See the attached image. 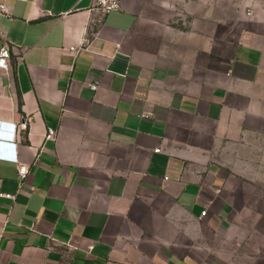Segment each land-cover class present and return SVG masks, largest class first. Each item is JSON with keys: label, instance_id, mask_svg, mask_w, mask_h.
<instances>
[{"label": "crops", "instance_id": "crops-1", "mask_svg": "<svg viewBox=\"0 0 264 264\" xmlns=\"http://www.w3.org/2000/svg\"><path fill=\"white\" fill-rule=\"evenodd\" d=\"M0 7V264H264V0Z\"/></svg>", "mask_w": 264, "mask_h": 264}, {"label": "built area", "instance_id": "built-area-1", "mask_svg": "<svg viewBox=\"0 0 264 264\" xmlns=\"http://www.w3.org/2000/svg\"><path fill=\"white\" fill-rule=\"evenodd\" d=\"M96 7L103 13V14H109L111 12H114L119 8L120 0H94ZM0 10H3V7H0ZM247 15H250V12L247 13ZM9 52L5 47L0 48V70H8L9 67ZM91 91H96L97 87L94 85H90ZM30 119L28 118L25 122L20 124L19 126L10 125L11 130V136L9 139H12L13 136L16 134V130H27L28 125L30 124ZM54 135V132L49 130L47 132V138H51ZM12 144V143H11ZM0 156L3 159H7L10 161L15 162L17 165V180L19 185L26 179L28 174V168L22 164H20L14 156H3L0 154ZM3 197L11 199L13 196L11 195H3ZM205 215V212L202 213V216ZM1 237V234H0Z\"/></svg>", "mask_w": 264, "mask_h": 264}, {"label": "water", "instance_id": "water-1", "mask_svg": "<svg viewBox=\"0 0 264 264\" xmlns=\"http://www.w3.org/2000/svg\"><path fill=\"white\" fill-rule=\"evenodd\" d=\"M0 137H2V135H0Z\"/></svg>", "mask_w": 264, "mask_h": 264}]
</instances>
